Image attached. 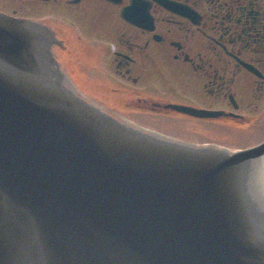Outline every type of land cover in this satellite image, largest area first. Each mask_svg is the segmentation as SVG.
<instances>
[{"label": "water", "instance_id": "1", "mask_svg": "<svg viewBox=\"0 0 264 264\" xmlns=\"http://www.w3.org/2000/svg\"><path fill=\"white\" fill-rule=\"evenodd\" d=\"M56 42L0 12V264H264V140L121 121L74 87Z\"/></svg>", "mask_w": 264, "mask_h": 264}, {"label": "flooded vegetation", "instance_id": "2", "mask_svg": "<svg viewBox=\"0 0 264 264\" xmlns=\"http://www.w3.org/2000/svg\"><path fill=\"white\" fill-rule=\"evenodd\" d=\"M0 12L48 27L70 82L121 121L222 147L196 125L243 131L264 123V0H0Z\"/></svg>", "mask_w": 264, "mask_h": 264}, {"label": "rangeland", "instance_id": "3", "mask_svg": "<svg viewBox=\"0 0 264 264\" xmlns=\"http://www.w3.org/2000/svg\"><path fill=\"white\" fill-rule=\"evenodd\" d=\"M102 59L105 60V58ZM97 67L89 69L91 71H94V74H97L100 71V68L96 69ZM262 125H260V128L258 130H256V128L254 129L253 127L247 129V126H245L243 131H240L241 128L238 127H233V130H220L216 128H210L211 130H205L203 127L196 125V128L202 131H198V133L196 134L200 137H206L218 143L225 144L227 145L226 147H229L231 150H234L235 148L254 145L258 141L264 139V125ZM178 132H181V130H178ZM185 134L188 137H193V132L188 133L187 131H185ZM262 177L264 179V168L262 170Z\"/></svg>", "mask_w": 264, "mask_h": 264}, {"label": "bare ground", "instance_id": "4", "mask_svg": "<svg viewBox=\"0 0 264 264\" xmlns=\"http://www.w3.org/2000/svg\"><path fill=\"white\" fill-rule=\"evenodd\" d=\"M264 168V167H263Z\"/></svg>", "mask_w": 264, "mask_h": 264}]
</instances>
